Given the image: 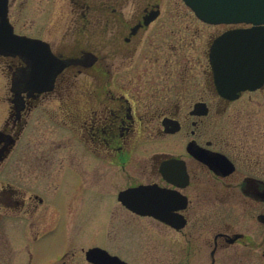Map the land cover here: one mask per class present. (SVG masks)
Here are the masks:
<instances>
[{"label":"flooded vegetation","instance_id":"af4514ba","mask_svg":"<svg viewBox=\"0 0 264 264\" xmlns=\"http://www.w3.org/2000/svg\"><path fill=\"white\" fill-rule=\"evenodd\" d=\"M176 23L171 0H0V42L28 45L0 53V264L37 263L64 199L65 233L102 221L101 241L42 264H132L110 240V223L126 220L179 264L257 246L254 222L264 246V81L223 97L208 61L223 31L203 50L209 69H192L201 54ZM134 189L129 207L120 195Z\"/></svg>","mask_w":264,"mask_h":264},{"label":"rangeland","instance_id":"374dc122","mask_svg":"<svg viewBox=\"0 0 264 264\" xmlns=\"http://www.w3.org/2000/svg\"><path fill=\"white\" fill-rule=\"evenodd\" d=\"M172 5L175 8V20L176 22V29L179 25L181 27L185 26L186 30H183L180 35L176 33L175 37H183L187 40L189 44L188 51L189 55L195 57L200 55L198 64L195 67L191 66L192 69H200V70H208V61L203 56V50L208 49V46L211 40L219 34L221 31L225 30L224 25H208L203 24L195 17L192 13L186 9L182 0H171ZM186 26H188L186 28ZM206 42V46H203ZM1 104V103H0ZM1 107V106H0ZM144 149L150 148V142H144ZM64 198V197H63ZM59 205L58 212V223L55 227L57 233H54L52 236L48 237L50 239H46L41 243L42 251L37 253V263L33 264H42L47 259H52L54 257V252L65 248L66 246L70 245H80V243L85 244L86 246H90L92 244L98 243L101 241L96 240L92 235V232L102 231V221L99 222H79V230H84L82 235L78 238L68 236L69 234L65 233L67 229L66 226V219H67V209L65 208V199L56 202ZM87 206L86 202H84ZM239 219V217H238ZM242 218H240V221ZM252 223V221H250ZM12 222L9 218L1 219V227L4 230V235H7V231L11 230ZM110 230H111V243L115 244L113 250H118V244L123 247L119 249V253L126 257L127 261L131 262L132 264H158L157 261L161 262H171V257L174 256L173 263L179 264L180 258L182 257L181 253L174 252V253H166L160 251L157 254V249L154 247L153 243V236L151 229L149 226L138 225L137 221L134 220H126L122 224V222H111L110 223ZM123 225V230L119 225ZM105 225V224H104ZM259 227L254 222V227L248 231L247 240H252L255 243H258L257 246L246 245L243 242L231 246L229 248L223 249L222 253L219 254L220 264H264V246L262 245V235L261 231H258ZM242 228L236 227L235 230H240ZM244 230V229H242ZM67 231V230H66ZM90 231V232H87ZM92 231V232H91ZM68 236V237H67ZM83 236H88L87 240L82 238ZM4 239L0 236V244L1 247L4 245ZM73 242V243H72ZM46 250V251H45ZM163 250V249H160ZM48 251V252H47ZM18 249L14 250V253L18 254ZM58 252V251H57ZM52 255V256H51ZM159 257V258H158ZM196 257H199V261L194 259L192 260V264H208L209 263V253L208 251L196 254ZM158 259V260H157ZM46 264H53V263H46ZM172 264V263H171Z\"/></svg>","mask_w":264,"mask_h":264},{"label":"water","instance_id":"95a60500","mask_svg":"<svg viewBox=\"0 0 264 264\" xmlns=\"http://www.w3.org/2000/svg\"><path fill=\"white\" fill-rule=\"evenodd\" d=\"M182 1L205 23L252 26L225 31L212 42L209 63L220 95L232 99L237 91L254 88L264 81V0ZM8 36L10 37L9 29ZM26 46L28 45L24 41L17 38L10 43L0 42V53L24 55ZM137 191L138 189L124 192L120 199L132 207ZM99 251L89 250L88 259L92 260L94 253ZM112 259L118 264H125L117 258Z\"/></svg>","mask_w":264,"mask_h":264}]
</instances>
